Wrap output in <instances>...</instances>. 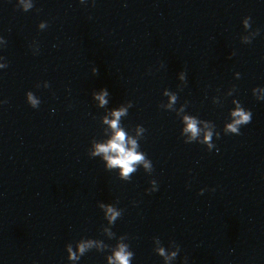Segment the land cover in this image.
<instances>
[{
  "label": "clouds",
  "instance_id": "9594fccd",
  "mask_svg": "<svg viewBox=\"0 0 264 264\" xmlns=\"http://www.w3.org/2000/svg\"><path fill=\"white\" fill-rule=\"evenodd\" d=\"M81 3H84L85 0H80ZM19 3L22 5L23 11H29L33 8L32 0H19ZM250 17H245L244 19V27L245 29H249L250 25ZM46 23H41L40 28H44ZM259 33V30L253 32L252 37H245L244 43H251L252 38ZM0 40L4 39L0 37ZM6 43V41H4ZM3 59V57H0ZM8 65L0 64V69L6 68ZM93 74H98V69L94 67L92 69ZM181 79H185V74H181ZM49 87V84L47 85ZM259 88H254L253 95ZM167 94V93H166ZM95 95V94H94ZM27 102L28 104L33 107L37 108L40 104V101L37 100L33 94V92L29 91L26 93ZM108 96V91L106 89H102L100 94L95 95V98L100 101V105L103 106L107 103L105 97ZM258 100H264V97H256ZM176 100L175 96H172L171 102L174 103ZM129 107H132V103L129 102ZM170 107V105H169ZM127 109L121 107L119 110L114 111L111 113L112 119L108 120L105 118V123H107L110 128L112 129L113 135L111 139H109L106 143H100L95 145V151L92 153L93 156L103 154L105 160L107 161L108 168H115L119 167L121 169V177L123 180L128 181L131 179L130 174L137 170L136 166L139 164H143L144 168L148 172L153 171L152 162L149 159H146V154L138 152L137 149L140 147L136 139H133L127 135V133L121 128L120 126V118L121 116L127 115ZM233 117V122L227 124L224 133L225 134H240V127L243 125H247L251 122L252 119V112L250 110H246L244 107L237 105L235 111L231 113ZM184 123L185 127L183 128V133H190V140L184 141L185 143H190L192 140H196V138L200 135L201 129L198 127L200 123L195 117L192 116H184ZM146 129L143 126H138L137 132L138 134H143ZM213 133L208 131L205 136L204 140L200 141L201 144L204 142L208 143V150H212L215 145L212 144L211 138ZM217 139L219 138L220 134H216ZM218 151V149H217ZM150 183L152 187L148 189L149 192H154L157 190V181L151 180ZM203 189H201L200 194H203ZM100 207L105 208V214L107 216L108 222L110 224H114L118 217H121L122 212L117 211L112 206L107 205H100ZM108 232L110 237H115V233L111 232L109 229H105ZM127 239L126 236H122L120 238L121 241ZM109 248V245H104L103 243H99L98 241L91 239L85 240L80 242L76 249L74 250L73 247L69 244L66 246V250L68 253V260L70 261H79L80 258L85 255L88 251L92 249H96L97 251H104L105 249ZM112 255L108 256V264H131L134 253L129 250V245L123 242L117 243L114 247H111ZM180 251V247L176 244V251L171 253V256H166V253L163 248L159 249V253L161 256H166V259H173L176 258Z\"/></svg>",
  "mask_w": 264,
  "mask_h": 264
}]
</instances>
